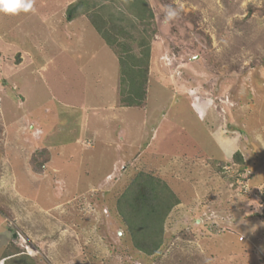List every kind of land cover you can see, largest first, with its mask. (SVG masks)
<instances>
[{
  "label": "rangeland",
  "instance_id": "rangeland-1",
  "mask_svg": "<svg viewBox=\"0 0 264 264\" xmlns=\"http://www.w3.org/2000/svg\"><path fill=\"white\" fill-rule=\"evenodd\" d=\"M46 1L31 0V14L0 12V258L14 242L37 264H264V198L240 193L222 170L243 154L255 189L264 163V132L251 129L264 126V0H146L153 12L146 107L121 110L118 102L113 112L106 109L118 100L116 55L86 19L65 20L74 0H51L61 2L55 8L42 7ZM26 40L45 49L44 70L17 68ZM72 48L76 54L65 53ZM13 82L24 108L2 100ZM52 96L99 109L88 114L89 138L59 143L69 138L62 127L79 124L43 118L44 107H55ZM30 109L39 123L18 127L13 112ZM204 114H214L212 126ZM208 129L231 141L224 157ZM203 155L212 159L200 167ZM141 172L180 200L151 257L133 249L116 211Z\"/></svg>",
  "mask_w": 264,
  "mask_h": 264
},
{
  "label": "trees",
  "instance_id": "trees-1",
  "mask_svg": "<svg viewBox=\"0 0 264 264\" xmlns=\"http://www.w3.org/2000/svg\"><path fill=\"white\" fill-rule=\"evenodd\" d=\"M82 18L117 57L119 105L144 109L150 59L146 33L153 20L146 0H75L66 7L67 22ZM140 26L144 28L140 30ZM233 161L241 172L247 169L240 153L234 154ZM36 165L40 168L42 164ZM179 204V198L162 179L138 173L116 201L117 216L133 249L146 257L156 255L163 244L166 221ZM14 244L11 242L3 252V264H37Z\"/></svg>",
  "mask_w": 264,
  "mask_h": 264
},
{
  "label": "crops",
  "instance_id": "crops-1",
  "mask_svg": "<svg viewBox=\"0 0 264 264\" xmlns=\"http://www.w3.org/2000/svg\"><path fill=\"white\" fill-rule=\"evenodd\" d=\"M75 1V0H74ZM74 1H72V2H74ZM48 2H50V3H48ZM59 4L61 3L60 1H57ZM72 2H70L69 4H71ZM36 3V2H35ZM58 3H55V2H52L51 0L50 1H46V3L45 4H43V6L42 7H49L50 6V8H55V7H59V4ZM69 4H67L66 5V7L69 5ZM57 5V6H56ZM32 6H34V5H32ZM35 7V6H34ZM66 9V8H65ZM54 10V9H53ZM49 12H51V11H49ZM64 12H65V10H64ZM31 13H34V11L32 10V8L30 9V14ZM51 13H53V12H51ZM35 18H36V16H34ZM37 18H39V17H37ZM38 20V19H37ZM76 21V20H75ZM73 22V21H72ZM70 23V22H69ZM51 33H53L52 31H49V38L51 39V40H53V39H57L58 37H56V36H52V34ZM17 38V37H16ZM26 38V37H25ZM17 39H19V38H17ZM25 45H24V48H23V50L21 49V53L19 52L18 54H17V56L19 57V58H21L18 62H20L19 63V65L17 66V68L18 67H23L25 64H29V65H32L33 66V68L36 70V71H42V70H44L45 68H46V66H47V64H48V62L51 60L50 58H47L46 56H45V49L44 50H42L39 46H38V44L37 43H33L31 40L30 41H28V40H26L25 41V43H24ZM34 44H36V45H34ZM74 48H72L71 50H70V52H65V49H63V50H59L58 52H65V53H74L75 51H76V49H74ZM78 50V49H77ZM71 54H68V55H71ZM74 54H76V53H74ZM22 57H21V56ZM98 83V82H97ZM12 86V88L13 87H16L15 86V82H13L12 84H10V87ZM10 87H8V88H1V89H3V99L2 100H4V99H7L8 101H10L11 103V105L10 106H13V107H16V105L18 106V107H25L26 106V101H25V98H24V96H23V93L22 92H18V90H17V87H16V90H17V92L16 93H14L13 91H12V89H10ZM114 91V90H113ZM50 100V99H49ZM51 100L53 101V104L55 103V104H57V105H55L54 104V108H50V107H44L43 109H44V113L43 114H41L42 116H43V118L44 119H49V118H53V119H58V120H60V119H64V118H67L68 119V121L70 120H77L78 121V124H79V126H77V130H75V129H71V127L70 128H68V129H66V128H64V127H62L63 128V130L65 129V131L67 132V135H69V138H68V141H59V143L60 144H67V146H69V145H71V146H73V144H75V143H77L78 145L80 144L79 142H81L82 140H85L91 133H89V131H87L86 129H85V124L87 123V119L89 118V113H90V111H94L95 109L94 108H92V110L89 108V107H87L86 105H72V104H69V103H66L65 101H62V100H59V99H54V97L52 96V98H51ZM18 102H20L21 104L19 105L18 104ZM118 100L117 101H115V103H114V106H111V107H109L108 109H106V111H114V110H116V109H118ZM12 107V108H13ZM121 110H124V109H126L125 107H119ZM8 109V108H7ZM7 109H4V110H7ZM10 109V108H9ZM127 109H129V108H127ZM145 109V108H144ZM94 112H99V109L98 108H96V110L94 111ZM13 114H20L21 115V119H17V120H20L19 122L18 121H16L17 122V126L18 127H20L24 122H26V121H30V123H31V125H33V124H35V125H37V123H39V119H37L36 118V116H34V111L33 110H31L30 109V111H28L27 110V112L26 113H24V114H22V113H20V112H17L16 113V110H15V112H13ZM107 114V113H106ZM15 116V115H14ZM204 116H205V118H204V120H202V121H205L208 125H213V122H215V116H214V114H204ZM16 117H17V115H16ZM22 117H25V118H22ZM166 117V116H165ZM39 118V117H38ZM107 120H108V117H101V122L102 123H105L106 124V122H107ZM164 120V119H163ZM61 121V120H60ZM59 121V122H60ZM19 124V125H18ZM55 124V129H56V133L57 134H60L59 133V131L57 130V127L59 128L60 127V125H61V123L59 124L58 122H55L54 123ZM69 123H67V125H68ZM64 125H66V123L64 124ZM71 126V125H70ZM207 126V125H206ZM215 126H217V123L214 125V128H215ZM252 127H254V128H251V129H253L254 130V132H260V134L262 133V132H264V126H259V125H257L256 126V124L255 125H251ZM18 127H16V128H18ZM30 129H32L33 128V126H31V127H29ZM85 129V130H83V129ZM17 130H19V129H17ZM257 130V131H256ZM208 131H209V136H210V138H211V140L213 141V140H215L214 139V135H213V133H212V131L213 130H211V129H208ZM43 132H45L44 130H43ZM55 132H48L47 134H46V136H47V141H50V136L52 137V135H54V133ZM93 133H94V136L95 137H93V139H95L96 141H97V139H98V136H97V138H96V135H98V133H97V131H93ZM119 133H122V132H119ZM126 133V132H125ZM250 133H253V132H250ZM264 134V133H263ZM91 137H92V135H91ZM89 138V137H88ZM104 138H106V137H104ZM104 138L103 137H101L100 136V138H99V140L97 141V142H102L103 143V141L102 140H104ZM109 138H107V140H108ZM123 139H124V137H123V135H122V141H123ZM105 142V141H104ZM214 142V141H213ZM215 145L218 147V149H219V151H220V153H221V156H223V153H222V150H223V147L222 146H225V145H230V143H231V141H229V138L227 139V140H225L224 138H219V139H217V140H215ZM104 144V143H103ZM66 146V147H67ZM222 147V148H221ZM242 155V157L244 158V156H243V154H241ZM209 156H200V160L202 161V163H199L198 165L201 167V166H207V163H208V160L209 159H212V157H209ZM224 157V156H223ZM245 159V158H244ZM245 162H246V160H244ZM232 163V162H231ZM199 167V168H200ZM197 168H198V166H197ZM200 172H204V171H206L205 170V168H202V169H200L199 170ZM257 176L258 177H256V178H254L255 180H254V184H253V186L254 185H256L257 186V184H260V182L262 183V182H264V163H262V165L261 166H259V167H257Z\"/></svg>",
  "mask_w": 264,
  "mask_h": 264
},
{
  "label": "built area",
  "instance_id": "built-area-1",
  "mask_svg": "<svg viewBox=\"0 0 264 264\" xmlns=\"http://www.w3.org/2000/svg\"><path fill=\"white\" fill-rule=\"evenodd\" d=\"M85 144L90 147L92 145L91 141L85 142ZM224 171L227 174L233 176V185L237 186L240 193H245L249 197L253 194L257 196V198H264V185H261L257 190L253 191L249 186V173L247 171L240 172L238 166L234 163H231L229 166L224 167ZM263 203V202H262ZM15 239L19 242L26 243L24 240V236L20 233L15 234ZM29 252V250H27Z\"/></svg>",
  "mask_w": 264,
  "mask_h": 264
},
{
  "label": "clouds",
  "instance_id": "clouds-1",
  "mask_svg": "<svg viewBox=\"0 0 264 264\" xmlns=\"http://www.w3.org/2000/svg\"><path fill=\"white\" fill-rule=\"evenodd\" d=\"M32 8V3L31 0H0V12L6 13V14H15L20 10H23L25 12H27L28 10H30ZM90 141V140H89ZM86 142V141H84ZM234 163V162H232ZM231 164V163H230ZM238 166V169L240 171L239 165L237 163H234ZM224 167H226L225 165L222 166V170L224 171ZM248 169V168H247ZM245 171H248V170ZM241 172V171H240ZM244 172V171H243ZM229 177L232 178L233 180V176H231L230 174H228ZM263 184V183H262ZM250 186V185H249ZM261 186L258 185L256 186L255 189H251L253 191L257 190L259 187ZM28 250V249H27ZM26 255H30L27 251ZM1 264H3V260H0Z\"/></svg>",
  "mask_w": 264,
  "mask_h": 264
}]
</instances>
